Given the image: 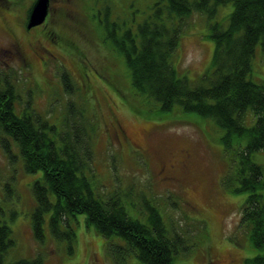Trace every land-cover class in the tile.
<instances>
[{
  "label": "rangeland",
  "instance_id": "1",
  "mask_svg": "<svg viewBox=\"0 0 264 264\" xmlns=\"http://www.w3.org/2000/svg\"><path fill=\"white\" fill-rule=\"evenodd\" d=\"M31 1L0 0V85L5 78L13 86L15 110L32 108V120L58 131L62 119L69 118L84 146L80 150L88 151L84 174L93 192L101 198L118 196L127 213L142 222L148 206L157 208L179 248L180 264H245L246 258L260 253L247 245L240 225L247 194L223 186L236 160L220 140L224 130L193 112L186 119L156 115L159 105L151 98L139 96V103H128L135 90L124 56L107 37L111 27L106 23H115L116 34L126 28L134 31L156 0H49L44 26L26 30L21 12ZM231 9V3L220 6L211 20L193 11L181 22L171 58L179 76L198 82L210 69V23L226 26ZM175 21L179 22L176 16ZM249 78L255 83L264 79L260 43ZM245 121L254 122L250 111ZM118 125L123 135H118ZM2 141L8 142L7 151ZM184 149L189 151L186 158L179 156ZM253 157L264 165V146ZM41 176V170L25 171L16 142L0 134V222L9 227L12 241L3 264L37 256L43 264H144L128 249L118 254L107 249L109 243L123 242L114 238L107 245L102 235L86 226L82 213L69 218L75 230L72 252L65 240L51 237L48 214L45 240L36 241L33 185Z\"/></svg>",
  "mask_w": 264,
  "mask_h": 264
},
{
  "label": "trees",
  "instance_id": "2",
  "mask_svg": "<svg viewBox=\"0 0 264 264\" xmlns=\"http://www.w3.org/2000/svg\"><path fill=\"white\" fill-rule=\"evenodd\" d=\"M32 3L33 0L21 12L23 28H26ZM229 3L232 9L226 16V26L217 21L210 23L209 37L214 41L210 69L198 82L179 76L171 58L179 43L181 22L193 11L204 12L211 20L220 6ZM19 6L22 8L21 4ZM175 16L179 22L175 21ZM114 25L106 23V27H111L107 28V37L124 56L130 84L135 90L130 93L128 103H139L140 97L151 98L159 105V111L154 112L156 115L178 114L186 119V115L193 112L211 118L224 130L220 140L225 150H233L236 160L232 173L223 179V186L229 192L247 194L240 225L247 245L261 251L246 258L245 264H264V165L253 157L254 152L264 146V79L255 83L249 78L256 44L260 43L264 51V0H156L151 14L137 24L136 30L126 28L116 34ZM2 80L0 134L16 142L25 171H42L41 178L33 185L34 239L44 242L43 226L48 214L51 237L65 240L72 252L75 230L69 218L82 213L86 226L102 235L106 244L114 238L123 242L107 244L110 251L118 254L128 249L144 264H180L179 248L163 227L158 209L148 206L142 222L127 213L118 196L96 195L84 174L88 151L80 150L84 146L77 139L70 119H62L59 131L53 126L40 127L32 120V108L23 109L21 113L15 110L13 86L8 79ZM28 96L31 98L30 94ZM248 111L254 116L250 125L245 123ZM46 129L50 135L43 131ZM2 146L7 151L9 144L2 141ZM9 234V227L0 222V264L12 243ZM15 264L43 262L37 256L17 260Z\"/></svg>",
  "mask_w": 264,
  "mask_h": 264
},
{
  "label": "water",
  "instance_id": "3",
  "mask_svg": "<svg viewBox=\"0 0 264 264\" xmlns=\"http://www.w3.org/2000/svg\"><path fill=\"white\" fill-rule=\"evenodd\" d=\"M49 7V0H35L30 8L27 28L44 21Z\"/></svg>",
  "mask_w": 264,
  "mask_h": 264
},
{
  "label": "flooded vegetation",
  "instance_id": "4",
  "mask_svg": "<svg viewBox=\"0 0 264 264\" xmlns=\"http://www.w3.org/2000/svg\"><path fill=\"white\" fill-rule=\"evenodd\" d=\"M117 132H118V135H123L124 134V131L123 129L118 125L117 127ZM189 151L187 149H184V150H181V153H180V157H183V158H186V156L188 155ZM179 162L182 161V159H179L178 160ZM171 166H173V163H170Z\"/></svg>",
  "mask_w": 264,
  "mask_h": 264
}]
</instances>
